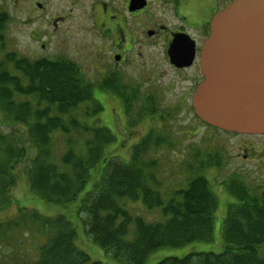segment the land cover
I'll return each mask as SVG.
<instances>
[{
	"label": "trees",
	"instance_id": "1",
	"mask_svg": "<svg viewBox=\"0 0 264 264\" xmlns=\"http://www.w3.org/2000/svg\"><path fill=\"white\" fill-rule=\"evenodd\" d=\"M9 57L16 62L14 69L22 71L13 74L7 59L0 60L2 204L11 202L16 166L31 149L32 192L61 207L76 206L92 242L119 263L145 264L161 248L213 240L219 202L205 176L163 195L155 161H145L162 144L155 132L133 147L130 161L108 155L116 136L102 125L104 106L83 84L74 65ZM3 126L13 133L21 128L26 143L20 147ZM95 169L100 170L99 179L86 190ZM228 186L236 201L222 222L225 249L166 257L157 264H264V191L244 182ZM126 200H141L147 210H159L162 218L132 213L124 206ZM28 218L52 234L39 247L36 259L24 264H103L79 248L76 229L65 215L49 217L33 211Z\"/></svg>",
	"mask_w": 264,
	"mask_h": 264
},
{
	"label": "rangeland",
	"instance_id": "2",
	"mask_svg": "<svg viewBox=\"0 0 264 264\" xmlns=\"http://www.w3.org/2000/svg\"><path fill=\"white\" fill-rule=\"evenodd\" d=\"M4 2L5 0H0V14L4 15V12H7V15L11 17L12 33L7 48H4L0 42V58H3L8 51H12V48L20 49L23 43L29 41V34L34 28L25 23L24 14L19 12L13 14ZM21 29L26 33H23ZM19 51L22 52V50ZM68 58L83 64L79 58ZM90 59L89 56L87 63ZM9 68L13 74H20L12 67ZM92 73L90 75L96 79L98 75ZM156 77L148 85H142L139 82L137 86L139 95L136 92V97L133 98L130 106L123 105V101L115 94L108 95L104 101L102 100L103 102L101 101L104 105V111L101 114L102 125L108 127L116 136L114 142L108 146L107 154L123 161H130L133 147L146 139L151 131L156 130L155 138H159L162 144L156 150L153 148L145 161H155L154 172L158 181L161 182L159 189L163 195L186 187L191 179L201 175L208 179L211 189L218 198L219 208L214 220L213 240L195 241L181 247L161 248L152 253L145 264H157L166 257H184L194 252H222L225 249L221 233L222 222L227 215V208L236 201L228 184L232 181L244 182L254 188L260 185L264 188L261 166L255 162H245L242 156L236 157L238 153L243 152L238 144L239 138L218 134L202 121L197 122L194 112L192 109L189 110V105L186 106L188 113L179 110L176 106L178 105L177 96L189 85L190 74L187 73L184 78H180L170 70H163ZM83 78L89 79L87 75ZM23 83L27 84V81L24 80ZM93 92L97 99H102L99 95L101 91L93 90ZM17 99L30 100L32 97H17ZM81 107L85 108L86 105ZM160 113H164L167 118L161 119ZM156 116H158L157 120ZM194 122L197 123L196 126ZM2 130L10 135L14 134L20 147L22 143H26L25 134L21 128L16 133L7 126H3ZM213 136L217 140L213 139ZM222 152L229 154V164L224 168L220 165L209 166L211 159ZM32 156L33 153L29 149L27 157L20 160L16 166V183L9 195L11 202L2 204L0 199V264H24L34 261L39 247L52 234L50 230L40 228L37 223L28 218L29 213L33 211L49 217L65 215L76 229L79 248L91 259L103 264H122L92 242L86 233L82 218L80 219L76 214V206L61 207L44 201L32 192L28 172ZM99 171L96 169L93 171L92 181L89 182L86 190L97 182ZM262 187H257L260 189L258 191H262ZM123 203L130 212L140 214L147 219L155 220L161 217L159 210H147L141 200L137 202L126 200Z\"/></svg>",
	"mask_w": 264,
	"mask_h": 264
},
{
	"label": "flooded vegetation",
	"instance_id": "3",
	"mask_svg": "<svg viewBox=\"0 0 264 264\" xmlns=\"http://www.w3.org/2000/svg\"><path fill=\"white\" fill-rule=\"evenodd\" d=\"M234 1L5 0L13 14H24L25 23L34 28L31 34L27 32L29 41L20 49L6 51L0 59H7L6 67L10 71L9 67L14 69L16 62L10 61L9 56L31 63L48 60L72 64L84 85L101 91L100 102L115 94L126 106L131 105L136 92L139 95L138 84H151L163 70H170L180 78L189 73L190 86L177 96L176 106L188 113L186 106L189 105L196 121L201 122L193 108V94L203 79L199 63L202 46L210 34L215 15ZM0 22V42L7 48L12 33L11 17L7 12L0 14ZM189 54L193 56L189 66L181 67L173 61V58H185ZM89 56L91 59L87 63ZM68 57L79 58L83 64ZM14 71L20 73L22 70ZM90 73L98 77L94 79ZM85 75L89 79H84ZM159 116L167 118L164 113ZM210 128L218 134L239 138L243 152L236 157L258 163L264 177V134H238ZM228 160L229 154L222 152L211 159L209 166L224 168Z\"/></svg>",
	"mask_w": 264,
	"mask_h": 264
},
{
	"label": "water",
	"instance_id": "4",
	"mask_svg": "<svg viewBox=\"0 0 264 264\" xmlns=\"http://www.w3.org/2000/svg\"><path fill=\"white\" fill-rule=\"evenodd\" d=\"M173 61L189 66L193 56ZM199 63L196 115L223 131L264 134V0H235L218 12Z\"/></svg>",
	"mask_w": 264,
	"mask_h": 264
}]
</instances>
